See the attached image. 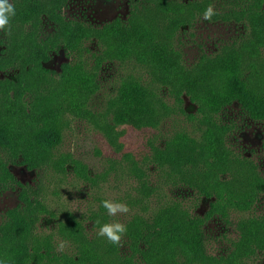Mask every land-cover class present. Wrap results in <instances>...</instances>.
<instances>
[{"label": "trees", "instance_id": "1", "mask_svg": "<svg viewBox=\"0 0 264 264\" xmlns=\"http://www.w3.org/2000/svg\"><path fill=\"white\" fill-rule=\"evenodd\" d=\"M31 1L11 0L16 15L10 31L6 28L8 41L0 51V68L8 73L0 79V187H18L21 201L18 213L8 211L0 219V260L7 264H249L246 259L264 257V206L257 210L264 204V173L256 161L229 146L233 124L222 118L225 108L238 103L250 119L264 121V0H229L232 7L226 8V18L244 23L248 31L213 52L203 50L192 64L184 61L178 34L201 16L210 0H129L125 18L116 16L102 25L67 16L63 9L70 0H41L37 14H23L21 9ZM43 15L52 21L53 31L40 29ZM87 40L102 45L94 65L83 55ZM121 41L122 47L114 46ZM60 50L68 59L58 69L49 67L46 62ZM104 60H134L148 67L154 79L167 86L176 111L186 113L185 92L197 105L196 130L174 132L154 147L151 162L167 169L177 184L210 199L202 215L181 200L134 214L123 222L128 231L122 247L98 237L93 228L109 221L101 206L105 199L99 209L86 214L56 208L40 183L21 182L10 168L13 162L36 171L66 172L72 166L86 175L85 162L71 152L57 151L71 117L102 123L119 149L121 137L129 130L159 127L170 104L154 79L126 74L103 112L91 108L89 100L98 89L99 64ZM202 82L206 83L201 86ZM19 89L29 102L34 100L31 106L49 104L51 112H40L37 121L30 113L9 114L4 106L21 98L7 96ZM19 134L24 145L14 142ZM132 169L141 177L140 200H146L154 187L138 164L132 162ZM233 209L252 212L238 219V236L227 257L215 256L206 245L205 222L215 216L228 221ZM44 219L52 220L47 230L42 229ZM60 240L69 247L59 251Z\"/></svg>", "mask_w": 264, "mask_h": 264}, {"label": "rangeland", "instance_id": "2", "mask_svg": "<svg viewBox=\"0 0 264 264\" xmlns=\"http://www.w3.org/2000/svg\"><path fill=\"white\" fill-rule=\"evenodd\" d=\"M128 1L70 0L68 5L64 6L63 12L67 16L79 17L93 24L102 25L116 16L125 18L129 13ZM228 1L210 0L209 5L214 7L216 16L211 21H203L198 18L191 26H186L178 34L177 43L187 64L194 63L203 50L213 52L217 50L219 45L239 39L248 31L244 23L226 18V8L229 10L232 7ZM42 4L41 0H32L21 9L22 13L25 15L37 14ZM51 24L52 21L49 20L48 22L46 15H43L39 26L41 30L51 32L53 31ZM19 29L22 30V28ZM19 29L14 31L18 32ZM6 41H8L6 29L0 30V51L4 50V42ZM22 42L20 40L19 44ZM131 44L137 46L135 42ZM122 45L123 41L118 45L114 43L115 47H122ZM124 45L126 47L127 42ZM35 51L39 55L41 46H38ZM101 51L102 45L96 40H87L83 55L90 65H94L97 63L96 57L100 56ZM67 59V54L60 50L58 53H54L46 64L58 69L61 62ZM98 71L99 86L89 100L91 108L96 112H103L107 100L115 94L119 80L124 75L131 73L145 81L154 79V73L148 67L134 60H104L100 62ZM7 74L0 68V79L5 78ZM9 74L11 75V73ZM155 81L159 92L170 104L169 113L157 128L146 127L129 130L121 137L123 141L121 149L117 147V144L115 145L110 141L111 135L103 128L102 123L84 118H70V123L63 131V140L57 151L58 153L71 152L73 156L85 162L88 168L86 175L73 170L72 166L66 172L55 169L36 171L19 162L10 163L12 172L21 182H29L34 186L41 184L49 203L56 208H66L78 214H86L89 210L99 209L102 199L127 204L130 211L115 217L109 216L108 223L114 221L123 223L134 214L149 213L159 204L169 200H181L190 211L204 214L209 207L210 199L208 197L177 184L167 169L160 168L151 162L152 152L156 145H161L163 140L176 131L184 129L193 132L198 125L197 105L191 101L189 95L185 92L182 96V105L186 113L176 111L173 107L175 99L169 95L167 86L162 85L157 80ZM205 83L202 82L201 86ZM15 95H19L21 101H16L13 104L7 103L4 106V108H9V114L11 112L14 117L30 113V118L37 121L40 112L50 113L53 108L49 107V104L42 106L40 102L31 106L29 103L34 100L29 102L25 98V91L21 89L15 92L11 91L7 98L10 99ZM12 111L17 114L13 115ZM222 118L233 124L232 131L228 135L227 143L229 146L256 161L264 173V121L250 119L241 110L238 103L225 108ZM6 124L4 121V125ZM19 124L21 125L20 122ZM31 127H35L34 123ZM28 141L30 140H27L25 144H28ZM14 142L24 145V138L19 134ZM29 147L36 150L34 144L29 145ZM132 162L140 166L150 185L154 187V192L143 201L139 197L141 191L139 180L141 177L132 169ZM143 205H146V209H143ZM263 206L264 204H261L257 210L263 209ZM20 207L18 187H0V219L8 211L13 214L18 213ZM250 212L252 210L233 209L230 211L228 221L218 216L207 219L204 229L208 251L215 256L227 257V253L232 249V241L238 236L236 226L238 219ZM51 223L52 220L44 219L42 229H49ZM65 244V247L68 248L69 244L66 242ZM245 261L249 264H264V257L256 256ZM221 264L236 263L222 261Z\"/></svg>", "mask_w": 264, "mask_h": 264}, {"label": "clouds", "instance_id": "3", "mask_svg": "<svg viewBox=\"0 0 264 264\" xmlns=\"http://www.w3.org/2000/svg\"><path fill=\"white\" fill-rule=\"evenodd\" d=\"M216 11L212 5L206 7L199 19L203 21H211L212 18L216 15ZM16 15V9L13 3L10 0H0V30L6 28L10 31V21ZM74 150V148H73ZM106 209L109 216H117L121 214H127L130 209L125 203L116 202L114 200L105 199L102 201L101 205ZM97 224H100V221H96ZM128 229L124 223L114 221L109 223H104L101 225L96 233L98 237H103L110 244H114L122 247V238L127 233ZM66 244L61 241L58 244V250L63 251ZM0 264H7L6 260H0Z\"/></svg>", "mask_w": 264, "mask_h": 264}, {"label": "flooded vegetation", "instance_id": "4", "mask_svg": "<svg viewBox=\"0 0 264 264\" xmlns=\"http://www.w3.org/2000/svg\"><path fill=\"white\" fill-rule=\"evenodd\" d=\"M4 45L6 46L5 42H4Z\"/></svg>", "mask_w": 264, "mask_h": 264}]
</instances>
